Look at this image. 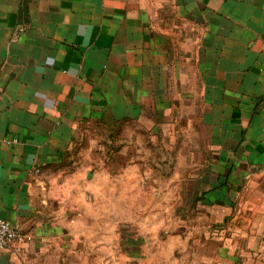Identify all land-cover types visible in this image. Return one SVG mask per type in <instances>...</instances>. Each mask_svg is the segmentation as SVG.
I'll use <instances>...</instances> for the list:
<instances>
[{"label": "crops", "instance_id": "obj_1", "mask_svg": "<svg viewBox=\"0 0 264 264\" xmlns=\"http://www.w3.org/2000/svg\"><path fill=\"white\" fill-rule=\"evenodd\" d=\"M180 120L228 227L203 261L264 264V0H0V218L32 235L0 264H113L132 170L113 146Z\"/></svg>", "mask_w": 264, "mask_h": 264}, {"label": "rangeland", "instance_id": "obj_2", "mask_svg": "<svg viewBox=\"0 0 264 264\" xmlns=\"http://www.w3.org/2000/svg\"><path fill=\"white\" fill-rule=\"evenodd\" d=\"M198 126L200 121H196L195 130H188L180 120L176 127L148 129L142 142L113 146L115 151L123 148L130 155V159L114 160L117 166L130 164L132 169L130 191L125 192L130 197V208H117L115 214L125 217V221L129 215L130 225H123L122 219L119 224L116 218L119 235L114 241L113 264L208 263L206 259L203 261L207 241L202 235L228 227L226 221L220 224L218 209L207 208L204 189L209 179L202 176V158L208 139ZM208 244L214 251L220 243L213 238ZM78 261V264H112L106 255ZM213 261L212 264H217Z\"/></svg>", "mask_w": 264, "mask_h": 264}, {"label": "built area", "instance_id": "obj_3", "mask_svg": "<svg viewBox=\"0 0 264 264\" xmlns=\"http://www.w3.org/2000/svg\"><path fill=\"white\" fill-rule=\"evenodd\" d=\"M17 141V138H13ZM32 235L20 230L18 226L12 223L9 219L0 218V249L7 248L17 240H30Z\"/></svg>", "mask_w": 264, "mask_h": 264}]
</instances>
